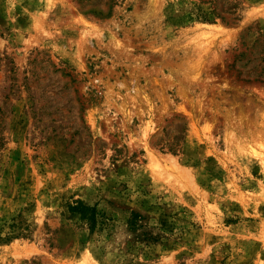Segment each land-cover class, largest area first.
I'll return each mask as SVG.
<instances>
[{
    "label": "rangeland",
    "instance_id": "374dc122",
    "mask_svg": "<svg viewBox=\"0 0 264 264\" xmlns=\"http://www.w3.org/2000/svg\"><path fill=\"white\" fill-rule=\"evenodd\" d=\"M0 264H264V0H0Z\"/></svg>",
    "mask_w": 264,
    "mask_h": 264
},
{
    "label": "trees",
    "instance_id": "16d2710c",
    "mask_svg": "<svg viewBox=\"0 0 264 264\" xmlns=\"http://www.w3.org/2000/svg\"><path fill=\"white\" fill-rule=\"evenodd\" d=\"M83 208H86L84 205H82V204H78L77 206H72V207H70V211H72V212H80V214L82 215V219H89V220H92V217L90 216V215H88V214H86L82 209ZM88 209V208H87Z\"/></svg>",
    "mask_w": 264,
    "mask_h": 264
}]
</instances>
